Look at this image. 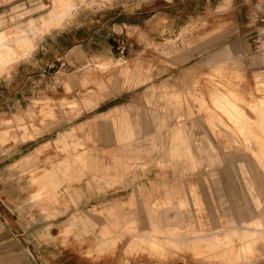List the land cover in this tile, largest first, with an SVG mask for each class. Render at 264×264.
Listing matches in <instances>:
<instances>
[{
	"label": "rangeland",
	"instance_id": "rangeland-1",
	"mask_svg": "<svg viewBox=\"0 0 264 264\" xmlns=\"http://www.w3.org/2000/svg\"><path fill=\"white\" fill-rule=\"evenodd\" d=\"M263 8L264 0L221 6L215 0H0V38L16 57L9 53L0 61V166L9 163L0 168V213L31 259L264 264V216L258 210L240 215L234 208L248 198L253 176L264 178V153H251L259 169L228 119L236 113L240 127L248 128L247 115L256 121V114L243 104L246 115L228 96L218 98L222 112L212 101L215 91L228 89L246 102L264 99ZM49 15L53 22L44 24ZM18 35L30 45L22 49ZM225 47L229 54L215 60ZM64 55L75 63L60 66ZM105 57L115 62L101 68L98 61ZM120 103L127 104L106 112ZM114 124L132 129L130 144L115 142ZM178 124L183 144L173 151ZM88 152L104 179H91L86 171ZM115 158L127 162L117 175ZM69 186L80 206L64 192ZM165 188L176 194V243L167 242L165 223L152 231L157 212L149 217L140 201V189L152 190L159 207ZM132 193L134 201H122L120 208L135 219V229L127 230L122 220L117 236L101 244L102 227L112 219L108 202ZM260 199L264 207V194ZM74 214L89 215L88 227L84 218L77 224L89 229L79 236L72 231ZM151 232L158 244L137 237Z\"/></svg>",
	"mask_w": 264,
	"mask_h": 264
},
{
	"label": "crops",
	"instance_id": "crops-1",
	"mask_svg": "<svg viewBox=\"0 0 264 264\" xmlns=\"http://www.w3.org/2000/svg\"><path fill=\"white\" fill-rule=\"evenodd\" d=\"M226 1L228 2H233L234 0H215L216 3H218L220 6L223 3H226ZM200 16V15H198ZM229 54L228 48H224L220 51H218L217 53L214 54L213 58H216L215 60H221L220 58H223L224 56H227ZM81 56V54H79ZM114 60H112L111 57H105L101 60L98 61V66L101 68L107 67L109 65L114 64ZM73 64L75 63V61L68 55H64L63 56V61H61L60 66L63 64ZM119 65V64H117ZM123 73L125 75H127L128 71L125 68V70L123 71ZM86 80L87 82V77H83L81 79V82H84ZM68 86V85H67ZM221 96H228L230 97V99L233 101L234 105H238L241 106L244 110V106L243 104H247L249 105V107L255 112L256 114V121H252L251 118L247 115V112L245 110V113L249 119L250 126L248 128H242L240 127L241 124L239 123V119L236 118L237 115L236 113L233 114L234 118L233 119H229V121H231L234 126L237 128V130L239 131V133L241 135H243V140H244V144L246 145L247 149L249 150V156L253 159V161L256 162L257 164V168L261 169L262 167L259 165V163L256 161L255 157L253 155H251V153H264V149H259L256 148L255 146H259L262 147L264 146V99H259L258 101H249L246 102L245 99L243 97H241L237 92H234L230 89H228V91H215L214 95L212 96V101L213 104L220 110V106L217 105V101L218 98ZM219 103V102H218ZM127 103H120V104H114L112 105L106 112L108 114H112L116 109L118 110L119 108H121L120 106L125 105ZM224 105V104H222ZM222 112V110H220ZM226 115V114H225ZM227 116V115H226ZM219 122H221L220 117H218ZM238 122V123H237ZM222 125V124H221ZM226 125V124H225ZM223 128H225V130L228 129L229 132H231L232 130L229 129V127L226 125V127L224 126V124L222 125ZM115 128V133H113V137L115 142H119L122 143L123 145H127L130 144V140L133 136V131L131 128H129L128 126L125 127L124 125L117 127L115 124L113 126ZM181 125L178 124L177 127H175V129L172 132V139H171V148L173 151H178L177 145L179 144H183V140H182V130H181ZM259 128V130H255L256 128ZM65 132L68 133V136H73V132L72 130H66ZM26 133V132H25ZM25 135V134H24ZM56 140L58 141H64L63 137H58L56 138ZM179 143V144H178ZM239 143V142H238ZM40 149V147H38ZM189 151V149H188ZM235 156L240 157V151L237 150L236 154H234ZM231 158H233V156H231ZM1 162V161H0ZM9 164V163H7ZM6 164V165H7ZM127 162L124 161L122 158H115V164H114V168L116 169V175L120 174L121 171L126 167ZM6 165H2L0 166V168L5 169ZM230 167L228 170L224 169L222 172L224 174H228L230 172ZM86 171L88 173L92 174V178H97V179H104V174L103 175H99V165H98V161L95 158V156H93L91 154V152L86 153ZM4 172H0V181L1 179L4 177ZM261 175V174H260ZM262 176V175H261ZM254 180L253 183H251L250 185H247L246 187V194L248 195V198L245 199V203L242 205H234V208L239 212L240 215H245L246 213H252L253 211L258 210L261 215L264 216V207H260V203H261V196L262 194H264V178H257L255 175L253 176ZM152 183V182H151ZM154 184H152L153 186ZM255 185V187H254ZM145 187L148 188V186L146 185ZM144 189V188H143ZM143 189H140V195H141V203L144 205L145 208L149 209L147 212V214L149 215V217H151L150 215H152V211L157 212V217H158V221L157 220H151V224H153V232H156L158 229V225L159 223H165L164 226L167 227L166 230L162 231L163 233H166V240L167 242H177L176 234H179L180 232L177 229V223L179 222V218H178V213H175V209H176V204L174 203L173 199L175 198L174 196L175 191L172 189L170 190L169 188H165L163 189V193H164V198H165V202L160 203L159 207H155L158 206V204H156L154 206L153 204V200H155L154 198H152V190L150 192H145L143 191ZM227 189V193L228 195H232L233 191L231 190L232 188L230 186H226ZM145 190V189H144ZM65 193L69 194L71 196V199L74 203V205L80 206V203L77 202V197L78 195L73 194L71 187L69 186V188H66ZM152 193V194H151ZM134 196H136V194L132 193L130 195H120V196H116L113 197L112 200H114V202L110 199V201L108 202L110 204V206H106L105 210L108 211V215L112 216V219L105 225H103L102 230H101V236L103 238V240H101V244H103L104 241H108L112 238H114L115 236H117V233L120 231L121 223L122 220H124V223L127 224V230H134V226L133 223L135 222V219L132 218V216H128L130 218H127L126 215L122 214L121 211H124L123 209H121L120 205L124 202L122 201H127L128 206H130V202L132 203V201H134ZM126 197V200H122V198ZM156 198V197H155ZM125 199V198H124ZM250 199V200H249ZM79 200V199H78ZM96 200V199H95ZM94 200V202H95ZM99 200L96 201L94 204H97V202L99 203ZM150 200V201H149ZM249 201H251V203H253V208L252 205L249 204ZM150 202V203H149ZM180 203V202H179ZM93 204V206H95ZM132 206V204H131ZM160 208V209H158ZM92 209V208H91ZM94 209V208H93ZM76 213L79 212V208L76 209ZM81 211L83 209H80ZM118 211V212H116ZM7 213L14 215V216H20L19 214H17V212H15L14 210H7ZM6 213V214H7ZM253 214V213H252ZM89 215H85L83 216L82 214H74L73 215V220H72V225L76 226V229L72 226V231L74 233H76L77 236H79V232L83 231V233L87 232L89 229L87 228L89 225L87 224L89 219H87ZM254 216V215H253ZM81 220H85L87 227H83V230H80L79 227L77 226L78 222ZM253 218V217H252ZM251 219L249 218H243L241 219V222L243 223H249ZM253 222V221H252ZM250 222V223H252ZM129 223V224H128ZM158 223V225H157ZM248 227V226H247ZM244 227V228H247ZM248 230V228L246 229ZM153 232L148 233L147 235H143L140 234L137 237L139 238V240H142L145 238V240H147V242L153 243V239L154 242L156 240V243L158 241L157 239V235L154 234ZM134 235V234H133ZM17 234H15L14 231H12V229L10 228V226L8 225V220L5 219V216L2 215L0 213V250H7L6 252L8 253L7 257H0V264H37L35 259L32 258L30 256H28V254H26V252L24 251L26 248L21 245L20 239L18 237H16ZM152 241V242H151ZM158 244V243H157ZM148 247L152 248L154 247L152 244H150ZM158 247V245H157ZM11 254V255H10Z\"/></svg>",
	"mask_w": 264,
	"mask_h": 264
},
{
	"label": "bare ground",
	"instance_id": "bare-ground-1",
	"mask_svg": "<svg viewBox=\"0 0 264 264\" xmlns=\"http://www.w3.org/2000/svg\"><path fill=\"white\" fill-rule=\"evenodd\" d=\"M54 8H55V6H54ZM52 19H53V16L52 15H49L47 18H46V20H44V24H51L53 21H52ZM56 28V27H55ZM20 37V39H21V36H19L18 35V38ZM22 38H23V36H22ZM18 40V39H17ZM16 40V41H17ZM7 41V40H6ZM22 41V42H21ZM27 41H29V40H27ZM26 41V39H21L20 40V42L21 43H23L22 44V49L23 48H26L28 45H30V42H27ZM19 42V43H20ZM18 45V44H17ZM13 49L11 48V46H10V44L9 43H6L5 42V39L3 40V38H0V61H3V60H1V57L3 56V55H5V57H7L8 55L7 54H9V53H11L12 54V51ZM12 55H14V54H12ZM24 55V54H23ZM9 57V56H8ZM14 57H15V55H14ZM19 57V56H18ZM12 58V57H11ZM16 58V57H15ZM10 59V58H9ZM8 59V60H9ZM6 60V59H5ZM4 60V62H6ZM0 64H2V62L0 63ZM2 66H4V65H2ZM2 66H0V68L2 67ZM4 68V67H3ZM2 69V68H1ZM2 137V136H1ZM84 153V152H83ZM76 156V155H75ZM75 159V158H74ZM63 163V162H62ZM66 163V162H65ZM73 164V163H72ZM57 165V164H56ZM58 166H60V165H58ZM62 167H64V166H62ZM56 168V167H55ZM70 168V167H69ZM47 173V172H46ZM55 175V174H54ZM54 178V177H53ZM43 179V178H42ZM59 179V178H58ZM48 181V180H47ZM47 181H45V182H47ZM50 181H51V178H50ZM51 183V182H50ZM42 184V183H41ZM50 186V185H49ZM53 186H54V184H53ZM43 187V186H42ZM51 188V186L49 187V189ZM46 192V191H45ZM49 193V192H48Z\"/></svg>",
	"mask_w": 264,
	"mask_h": 264
},
{
	"label": "built area",
	"instance_id": "built-area-1",
	"mask_svg": "<svg viewBox=\"0 0 264 264\" xmlns=\"http://www.w3.org/2000/svg\"><path fill=\"white\" fill-rule=\"evenodd\" d=\"M259 20L260 22H264V8H263L261 16L259 17Z\"/></svg>",
	"mask_w": 264,
	"mask_h": 264
}]
</instances>
